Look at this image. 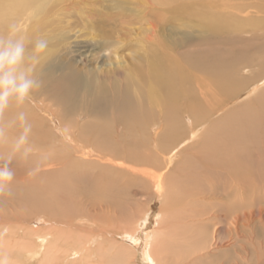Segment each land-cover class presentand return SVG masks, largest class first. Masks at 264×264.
Wrapping results in <instances>:
<instances>
[{"label": "rangeland", "instance_id": "obj_1", "mask_svg": "<svg viewBox=\"0 0 264 264\" xmlns=\"http://www.w3.org/2000/svg\"><path fill=\"white\" fill-rule=\"evenodd\" d=\"M30 13L17 23L5 24L0 30V53L14 51L17 47L22 49L15 64L0 66V79L9 77L15 85L31 81V86L22 97L14 89H9L4 100L3 107L12 112V127L9 124L10 135L0 141V168L7 166L14 174L12 182L5 188V194L17 186H39L48 180L49 172H46L47 167L42 161V154L46 150L44 157L47 156L48 147L53 149L54 163H83L78 165L83 167L79 170L85 175L93 173L90 175L93 177L104 172L111 178V173L107 171L110 168L107 156L82 159L80 150L67 144L60 130L62 133L75 132V140L96 149L90 137H81L82 133L77 132V128L90 124L95 118L98 109L96 97L100 89L111 98L114 94L116 96L118 88L144 106L161 128L165 115V93L156 82L149 85L148 73L160 72L166 59L172 63L171 70L184 73L182 86L193 91L192 98L198 99L205 107L215 106L210 115L211 120L217 122L215 126L218 122L240 118L252 110L262 111L264 108V51L261 52L264 49V26L258 24L264 22V0H44L35 5ZM208 17H220L225 22L214 31L206 24ZM41 42L45 45L43 49L37 47ZM207 53L220 54L226 61H236L235 72L245 79V85L230 97L220 94L203 68L189 64L190 59ZM69 67L85 81L74 89L72 96L77 100L75 110L67 105V100L63 104L54 95L57 82L66 75ZM4 91L0 89V95ZM178 104L183 108L187 102ZM109 110L112 108L108 107ZM52 117L59 121L60 128L58 121H53ZM198 144L199 138H194L188 151H194ZM184 154L174 158L167 168L170 177L178 179ZM160 157L164 159L165 154L161 152ZM8 159L12 162L5 161ZM66 167L64 165L61 170ZM30 172L31 177L24 180ZM178 180L184 183V180ZM82 187L87 189L86 193L81 192ZM82 187L77 190L78 202L74 199L70 205H77L84 213L87 209L96 208L102 216L105 210L99 209L98 202L93 200L89 184ZM147 191L140 193L135 190L130 198L123 199L121 215L126 214L123 218L148 209V213L155 211L158 199L150 188ZM257 193L255 202L264 207V194ZM5 194L0 197V264H49L45 256L52 247L60 248L56 240L53 243L50 241L37 259H26V250L32 248L34 236L42 233L35 227L42 220L36 218L30 221L33 212L40 210L37 201L41 200V196L12 200ZM175 199L173 218L180 230L184 228L181 223H192L188 209L180 214L179 198ZM151 206L155 207L150 209ZM155 213L158 214V211L154 212V216ZM262 218L264 220V216ZM208 223L203 229H196L208 231V235L212 228V224ZM86 224L93 222L87 220ZM95 225L100 224L96 221ZM261 225L258 221L254 224V231H261L259 234L256 232L258 237L254 243L257 247H264V225ZM75 234L84 238L88 233L81 230L72 233L61 245V250H66V258L56 257V264H142L140 255L131 245L118 236L108 235L103 241L97 237L96 241L101 242L96 246L93 244L94 253L90 258L83 259L82 255L77 258L80 252L69 250L78 242ZM178 234L171 232L167 235L165 254H168L169 264L210 262L196 260L188 263L193 256L192 250L189 247L179 248L174 243L182 236ZM61 250L58 254L64 253ZM220 252H223L222 255L232 253L231 250Z\"/></svg>", "mask_w": 264, "mask_h": 264}, {"label": "bare ground", "instance_id": "obj_2", "mask_svg": "<svg viewBox=\"0 0 264 264\" xmlns=\"http://www.w3.org/2000/svg\"><path fill=\"white\" fill-rule=\"evenodd\" d=\"M41 2L44 0H0V30L5 24L10 26L13 21L17 23L30 16L32 8ZM224 22L220 17L206 19V24L214 31ZM258 24L264 26L262 21ZM196 58L190 59L189 64L203 68L210 83L220 94L230 97L245 85V79L238 77L235 72L236 61H226L216 53ZM170 66L172 63L166 59L160 72L148 73L149 85L154 81L165 93V115L161 128L144 106L134 102L129 94L118 88L115 90L116 96L113 93L111 98L100 89L96 97L98 109L95 118L90 124L77 128V132L82 133L81 137H90L96 149L75 140V132L62 133L59 129L67 144L80 150L82 159L107 156L106 161L110 164L107 171L111 173V178L104 172L93 177L90 176L93 173L85 175L79 170L83 167L78 165L83 163H54L53 149L48 147L47 156L44 157L46 150L42 154L46 172H49L48 180L39 186H17L10 191L11 196L5 194L12 200H29L41 196V200L37 201L40 210L33 212L30 221L36 218L42 220L40 225L35 226L42 233L34 236L32 248L26 250L28 261L40 257L45 246L56 240L60 248L52 247L45 256L49 264H56V257L61 259L66 255V250H61L63 242H67L72 233L81 230L88 234L84 238L75 234L78 242L69 249L74 253L80 252L77 258H81V255L83 259L90 258L94 253L93 244H100L108 235L118 236L131 245L140 255L142 264H169L168 254H165L168 248L167 235L171 232L178 234L179 231L178 235L182 236L174 243L179 248L189 247L192 250L193 256L188 263L204 260L210 261L207 264H264V247H257L254 243L258 237L254 224L258 221L264 225V207L258 204L260 202H255V193L264 194V108L262 111L252 110L240 118L222 120L223 123L218 122L215 126L217 122L210 118L215 106L205 107L198 99L192 98L193 91L182 86L184 73L171 70ZM67 69L66 75L57 82L54 95L63 104L67 100V105L74 109L77 105L76 97L72 96L75 94L74 89L85 81L73 69ZM178 101L187 104L182 108ZM108 107L112 110L108 111ZM11 113L8 108L0 111V141L10 135ZM52 118L54 121L55 117ZM57 124L60 128L59 121ZM193 137L199 138V144L194 151L189 152L187 148L191 147ZM161 152L165 154L164 159L160 157ZM182 153L185 154L177 178L184 180L185 185L170 177L167 169L173 159ZM10 160L5 161L10 163ZM64 165L66 169L61 170ZM149 165H152V169L147 167ZM156 168L157 171L153 170ZM31 175L25 176L24 180ZM86 183L93 191L92 198L98 202V208L105 210L102 216L96 208L87 209L84 213L77 205H70L74 199L78 202L77 190ZM135 186L140 188L136 189ZM149 188L159 203L150 209L155 207L158 214L154 216L155 211L148 213V209L123 218L126 215H121L123 199L130 198L135 190L148 193ZM80 190L87 192L85 187ZM177 197L180 214L188 209L189 219L195 226L181 223L184 228L177 229L173 218L174 199ZM40 211L43 214H39ZM87 220L93 224L87 225ZM96 221L100 225H95ZM208 222L212 224L208 235V231L196 229H203ZM97 237L102 240L97 242ZM59 250L64 253L58 254ZM220 250H231L232 253L222 255Z\"/></svg>", "mask_w": 264, "mask_h": 264}, {"label": "clouds", "instance_id": "obj_3", "mask_svg": "<svg viewBox=\"0 0 264 264\" xmlns=\"http://www.w3.org/2000/svg\"><path fill=\"white\" fill-rule=\"evenodd\" d=\"M37 47L43 49L45 47L44 43H38ZM22 49L17 47L14 51H8L0 53V66H3L7 63L9 66L15 64L21 56ZM31 86V81H24L19 85H15L14 81L9 77H4L0 79V89L5 90L2 95H0V111H2L4 106V100L8 94L9 89H14L19 96H23ZM32 173L30 172V175ZM14 174L5 166L0 168V197L5 194V188L8 184L12 182ZM8 195L11 196L12 192H8Z\"/></svg>", "mask_w": 264, "mask_h": 264}]
</instances>
